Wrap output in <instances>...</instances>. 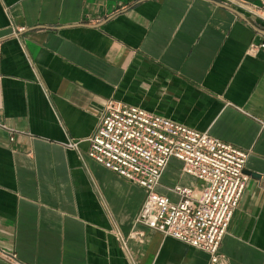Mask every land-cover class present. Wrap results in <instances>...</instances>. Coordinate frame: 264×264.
<instances>
[{
  "label": "crops",
  "instance_id": "crops-1",
  "mask_svg": "<svg viewBox=\"0 0 264 264\" xmlns=\"http://www.w3.org/2000/svg\"><path fill=\"white\" fill-rule=\"evenodd\" d=\"M250 44L264 21L223 0H0V264H211L139 225L117 240L145 192L86 156L108 100L247 152L219 253L264 264V49ZM181 167L169 161L159 194L200 189Z\"/></svg>",
  "mask_w": 264,
  "mask_h": 264
},
{
  "label": "built area",
  "instance_id": "built-area-1",
  "mask_svg": "<svg viewBox=\"0 0 264 264\" xmlns=\"http://www.w3.org/2000/svg\"><path fill=\"white\" fill-rule=\"evenodd\" d=\"M223 1L264 21V3L256 8L238 0ZM263 49L264 44H250L247 54ZM87 142L89 159L145 192L133 229L126 238L117 234V240L124 245L141 239L143 233L134 229L139 225L206 253L211 264H223L219 246L249 179L244 172L246 151L115 100L106 102ZM78 145L67 141L64 147L78 152ZM171 159L181 163L183 174L201 183L198 191L173 186L168 191L175 200L157 192Z\"/></svg>",
  "mask_w": 264,
  "mask_h": 264
}]
</instances>
